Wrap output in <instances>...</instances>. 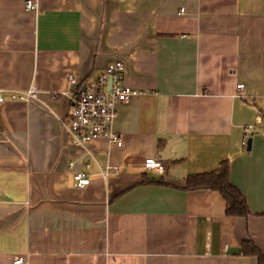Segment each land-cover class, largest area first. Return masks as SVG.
Listing matches in <instances>:
<instances>
[{
	"label": "crops",
	"instance_id": "1",
	"mask_svg": "<svg viewBox=\"0 0 264 264\" xmlns=\"http://www.w3.org/2000/svg\"><path fill=\"white\" fill-rule=\"evenodd\" d=\"M25 1L0 0V264H258L239 249L264 254V0ZM113 61L137 94L111 125L121 145L83 157L68 78ZM170 142L164 171L145 169ZM223 162L246 217L187 183Z\"/></svg>",
	"mask_w": 264,
	"mask_h": 264
},
{
	"label": "built area",
	"instance_id": "2",
	"mask_svg": "<svg viewBox=\"0 0 264 264\" xmlns=\"http://www.w3.org/2000/svg\"><path fill=\"white\" fill-rule=\"evenodd\" d=\"M26 10H36L37 4L27 0L24 3ZM71 85L76 86L75 92L68 96L70 108L69 116L62 122L71 146L80 156L89 157L87 144L99 136L121 145L118 135L111 130V125L117 117L120 105L125 103L137 92L124 83V65L121 61L109 63L103 72L95 79L78 83L73 77L68 78ZM244 86L237 85V91L242 92ZM35 88L30 86L26 92L10 93V100L27 101L35 97ZM4 97L0 92V103ZM250 128L245 129L248 133ZM246 145V140L243 141ZM73 164H70V167ZM88 168V165L85 166ZM145 169L164 171L162 162L157 159H147ZM75 187L83 188L89 184V177L83 172L73 174ZM19 259L14 264H21Z\"/></svg>",
	"mask_w": 264,
	"mask_h": 264
},
{
	"label": "trees",
	"instance_id": "3",
	"mask_svg": "<svg viewBox=\"0 0 264 264\" xmlns=\"http://www.w3.org/2000/svg\"><path fill=\"white\" fill-rule=\"evenodd\" d=\"M228 164L223 162L221 166L210 173L201 175H192L187 177V183L195 188H204L217 191L224 198L226 203V214L229 216L246 217L249 214V208L242 193L231 184L228 176ZM153 184L162 185V180L148 181ZM244 255L255 256L258 264H264V254L255 246L251 240L245 241L239 249Z\"/></svg>",
	"mask_w": 264,
	"mask_h": 264
},
{
	"label": "water",
	"instance_id": "4",
	"mask_svg": "<svg viewBox=\"0 0 264 264\" xmlns=\"http://www.w3.org/2000/svg\"><path fill=\"white\" fill-rule=\"evenodd\" d=\"M171 144H172V142L168 143L165 146V148L161 152H159V158H160L159 161L160 162H166L171 158V154L169 153V148H170ZM250 146H251V140L249 139L247 141V147H246L247 151L250 150Z\"/></svg>",
	"mask_w": 264,
	"mask_h": 264
}]
</instances>
